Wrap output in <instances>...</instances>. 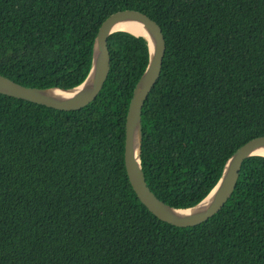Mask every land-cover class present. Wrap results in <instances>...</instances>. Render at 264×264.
<instances>
[{"label": "trees", "instance_id": "obj_1", "mask_svg": "<svg viewBox=\"0 0 264 264\" xmlns=\"http://www.w3.org/2000/svg\"><path fill=\"white\" fill-rule=\"evenodd\" d=\"M138 11L161 28V73L141 110L150 190L190 208L227 159L264 136V0H0V75L70 89L88 76L102 22ZM97 98L59 111L0 94V264H264V157L243 162L224 208L179 228L138 199L125 119L149 60L116 32Z\"/></svg>", "mask_w": 264, "mask_h": 264}, {"label": "water", "instance_id": "obj_2", "mask_svg": "<svg viewBox=\"0 0 264 264\" xmlns=\"http://www.w3.org/2000/svg\"><path fill=\"white\" fill-rule=\"evenodd\" d=\"M136 24L144 35L121 29ZM116 32L143 37L148 43V64L136 83L125 119L124 166L129 184L142 204L159 220L179 228L195 227L217 215L233 194L245 160L264 157V136L254 138L238 148L225 162L222 174L210 193L197 205L176 208L161 201L149 189L141 164V110L157 83L166 51L160 26L146 15L134 10H122L108 16L100 25L93 43L92 66L88 76L70 89L25 87L0 75V94L59 111H77L93 102L108 77L111 59L108 38Z\"/></svg>", "mask_w": 264, "mask_h": 264}, {"label": "bare ground", "instance_id": "obj_3", "mask_svg": "<svg viewBox=\"0 0 264 264\" xmlns=\"http://www.w3.org/2000/svg\"><path fill=\"white\" fill-rule=\"evenodd\" d=\"M121 29L128 30L136 35H144V31L136 24H126L121 27ZM264 154V153H263Z\"/></svg>", "mask_w": 264, "mask_h": 264}]
</instances>
